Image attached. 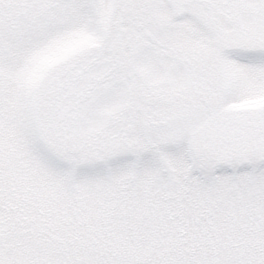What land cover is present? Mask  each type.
Instances as JSON below:
<instances>
[{"label": "snow or ice", "instance_id": "1", "mask_svg": "<svg viewBox=\"0 0 264 264\" xmlns=\"http://www.w3.org/2000/svg\"><path fill=\"white\" fill-rule=\"evenodd\" d=\"M0 264H264V0H0Z\"/></svg>", "mask_w": 264, "mask_h": 264}]
</instances>
